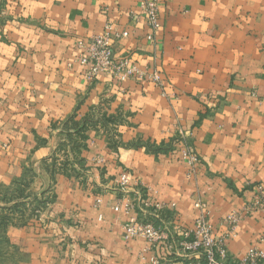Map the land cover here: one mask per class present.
Instances as JSON below:
<instances>
[{"label": "crops", "instance_id": "obj_1", "mask_svg": "<svg viewBox=\"0 0 264 264\" xmlns=\"http://www.w3.org/2000/svg\"><path fill=\"white\" fill-rule=\"evenodd\" d=\"M142 1L0 0V186L34 175L33 187L53 195L44 221L59 224L10 230L22 264L168 258L165 242L147 253L144 239H125L131 215L112 210L122 172L130 193L140 185L166 207L156 224L176 240L202 212L222 234L264 187V0H149L154 31ZM107 25L127 34L115 54L156 71L160 87L87 82L77 43ZM185 150L198 158L193 170ZM60 155L62 172L49 171ZM253 246L264 251V214L245 217L227 251L239 262Z\"/></svg>", "mask_w": 264, "mask_h": 264}, {"label": "built area", "instance_id": "obj_2", "mask_svg": "<svg viewBox=\"0 0 264 264\" xmlns=\"http://www.w3.org/2000/svg\"><path fill=\"white\" fill-rule=\"evenodd\" d=\"M142 8L148 26L154 31L157 27V3L143 0ZM125 37H127L125 32L119 33L113 30L111 25H107L100 35L77 43L79 51L77 61L85 68L84 74L87 82L92 83L101 76H108L119 83L136 79L149 81L160 87L161 81L156 71L151 74L143 72L137 68L129 56L115 54L114 44ZM183 156L190 169H195L198 165L196 154L185 150ZM116 186L122 191L123 197L116 200L112 210L115 213L131 215L123 226L125 239L128 241L137 238L144 239L148 244L145 252L148 253L159 243L165 242L166 257L175 256L185 259L184 262L178 264H260L264 261V251L257 246L251 247L239 262L235 261L227 251L228 242L237 236L240 222L254 213L264 214V187L255 188L252 200L242 212H233L222 221L225 225V231L222 234L215 233L209 222L208 214L202 212L194 220L193 228L185 231L181 240H176L172 236H167L165 229L156 224L160 219L159 213L166 207L150 201L147 197L148 190L139 185L134 187L130 193L132 186L127 172L120 174ZM101 202V198L96 199L94 207L98 208ZM145 209L152 210V214L144 215ZM168 258L162 260L155 256L150 261L152 264H165Z\"/></svg>", "mask_w": 264, "mask_h": 264}, {"label": "rangeland", "instance_id": "obj_3", "mask_svg": "<svg viewBox=\"0 0 264 264\" xmlns=\"http://www.w3.org/2000/svg\"><path fill=\"white\" fill-rule=\"evenodd\" d=\"M55 160L48 170L62 172V155ZM34 181L35 176L27 174L13 184L0 186V209H3L0 218L7 219L3 231L0 230V264H22L26 260L21 249L10 239L11 229L27 228L34 232L46 229L49 232L59 225L58 222L49 224L44 221L50 212L53 195L48 189H35Z\"/></svg>", "mask_w": 264, "mask_h": 264}, {"label": "trees", "instance_id": "obj_4", "mask_svg": "<svg viewBox=\"0 0 264 264\" xmlns=\"http://www.w3.org/2000/svg\"><path fill=\"white\" fill-rule=\"evenodd\" d=\"M0 211L2 212L3 209H0ZM6 221H7V219H5V218H0V230L3 231V228H4V226H5Z\"/></svg>", "mask_w": 264, "mask_h": 264}]
</instances>
